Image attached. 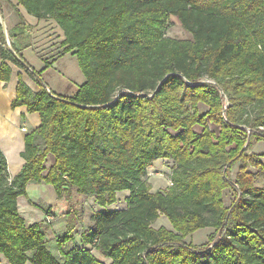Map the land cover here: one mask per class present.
I'll return each instance as SVG.
<instances>
[{
  "label": "trees",
  "instance_id": "obj_1",
  "mask_svg": "<svg viewBox=\"0 0 264 264\" xmlns=\"http://www.w3.org/2000/svg\"><path fill=\"white\" fill-rule=\"evenodd\" d=\"M8 2L18 17L16 55L0 25V81L17 66L11 107L40 118L13 177L0 150V254L8 264H264V185H255L264 165L251 146L264 140V0ZM19 6L63 31L62 54L75 55L84 76L73 95L50 91L44 68L23 58L31 39ZM170 15L191 38L165 35ZM158 159L173 163L170 186L151 191ZM30 182L51 184L67 201L72 189L93 198L99 208L79 234L82 246L57 255L45 245L46 223H25L17 199ZM229 187L236 192L226 206ZM121 191L129 192L125 208L109 209ZM71 212L59 246L77 232L81 219ZM160 214L172 229L152 226ZM205 227L214 229L205 248L186 242Z\"/></svg>",
  "mask_w": 264,
  "mask_h": 264
},
{
  "label": "crops",
  "instance_id": "obj_2",
  "mask_svg": "<svg viewBox=\"0 0 264 264\" xmlns=\"http://www.w3.org/2000/svg\"><path fill=\"white\" fill-rule=\"evenodd\" d=\"M9 1L13 2L12 0ZM13 3H16V1ZM1 8H3L4 11L3 5L1 6ZM18 8L20 9L21 13L23 14L26 20V23L28 25L26 33L30 35L31 39V44L25 48H22L21 54L23 58L34 69L39 70L44 68L42 74L44 72L48 74V69L45 68L46 65L43 61V57L45 56L40 57V55L41 53H49L50 49L56 46L53 45L49 47L50 44H52L55 40H57L59 45H61V42L64 39L63 31L54 20L49 18L38 19L35 16L28 14L23 9V7L19 6ZM4 15H7V20L5 18V24L7 25L8 23L13 29V26L18 22V17L14 9L12 7H10L9 9H5ZM55 31L56 33L53 34V32ZM54 35H57L56 39H53ZM41 37H44V39H41V41H39ZM11 40L17 45L15 36H12ZM38 43H44L41 48L48 47V49L40 51ZM62 47L63 46H61V48ZM68 53H61L59 59L52 62V66L55 67V64H57L56 62H63L61 64L66 65L69 61L67 60V58H69L70 56L68 55ZM19 71L21 70L17 66L12 65V74L9 81L6 84L0 81V150L3 152L6 158L7 171L10 177H13L15 174H17L25 162L24 159L21 157V152L24 149L25 134L37 128L40 123L39 114L37 112L27 111L25 105H19L14 108L11 107V101L15 97L17 73ZM23 78L32 89H37L36 83L31 78H29L24 72ZM45 85L50 91H53L49 84L46 83ZM172 165V161L168 159H158L154 161L153 165L149 168V171H156L158 174L160 173L159 171H161L163 174L166 175V177L157 178L154 181L155 183H152L153 187L151 186V191L163 190L170 186L169 175L171 172ZM162 173L159 175L162 176ZM72 191L73 193L75 192V195H83L78 193L75 189H72ZM73 193L71 194L69 200H72ZM128 194V191H121L117 193L116 201L108 205V208H125V199ZM83 196L84 202L86 203L85 205H89L88 211L85 214V216H87L88 223L84 222L82 225L77 224L75 228L77 232L74 233V238L65 241L60 246L57 243V237L63 235L67 230L66 220L69 213L66 210L67 206H69L68 201H59L60 199L57 198V193L51 184L30 182L26 185L24 194H21L18 197L17 203L19 212L21 216L25 219L26 224H32L35 222H42L44 224L46 223L48 228L46 231L45 245L53 253L60 255L62 251H66L74 245L82 246L79 234L82 229L87 228L93 223L91 220V215L99 208L98 205L94 202L93 198L86 197L85 195ZM80 211H83V213L81 214L84 215L85 210L81 208ZM76 212L79 213V211ZM73 214H75V212H73ZM156 221L162 222V225H164L167 229H172V225L165 215L160 214L159 217L155 219L152 223V226L154 228H159L160 225L154 226V223ZM201 229L207 230V234L209 235L214 232V229L212 227H205ZM0 264H8V260L2 254H0ZM25 264L30 263L26 262Z\"/></svg>",
  "mask_w": 264,
  "mask_h": 264
},
{
  "label": "rangeland",
  "instance_id": "obj_3",
  "mask_svg": "<svg viewBox=\"0 0 264 264\" xmlns=\"http://www.w3.org/2000/svg\"><path fill=\"white\" fill-rule=\"evenodd\" d=\"M8 1L9 0H0L1 17H2V20L4 21V23H5V18L7 20V15L6 16L4 15V11H5V9H9L11 7L9 5ZM12 1L15 2L16 0H12ZM1 4L4 6V11H3V8H1V6H2ZM5 27H6L7 38L9 39V42H10V41H12L11 37L13 36V30H12L11 25H9L8 23H7V25L5 24ZM55 33H56V31L53 32V34H55ZM165 35L169 36V37H173V38H183V39L191 38V34L188 31H186L185 29H183L178 18L175 15H170L169 25L166 28ZM56 38H57V35H54L53 39H56ZM4 39H5V37H4ZM41 39H44V37H41L39 39V41H41ZM55 41L52 44H50V46H49V47H51L53 45H56L55 47L50 49V52H49L50 54L49 53H41V55H40V57L45 56V57H43V61H44L45 65L47 64L45 66V68L48 69L47 72L50 75L49 76L48 74H46V72H44L42 74V79H43L45 84L46 83L49 84V86L53 89V91H55V93H58V94H61L64 96H71L74 94V91L78 88V86L84 81V76H83V74H82V72L78 66L75 55H73L71 52L68 53V55H70V56H69V58H67V60H69V61L66 65H62L61 63H63V62H56L57 64H55V67L52 66V62L59 59V57L61 56L62 50H63V47L61 48L62 45H59L57 40H55ZM38 44L40 47V51L48 49V47L41 48L44 45V43H41V44L38 43ZM62 67H63V69H62ZM50 77H51V79H50ZM200 108H201V111L206 110L205 106H200ZM251 146H253V151L261 154V161L264 165V140L253 142ZM248 153H250V152L248 151ZM52 162H53L52 156L48 155L45 159V162H44L45 167L48 168ZM238 166H239V162H236L232 166V168L228 171L230 178L235 179L236 173L238 170ZM247 169H248V171H252V172L258 171L257 168L251 167V166H249ZM159 172H160L159 174L162 173L161 171H159ZM159 174L156 171H150L149 172L148 181L152 187H153L152 183L154 184L155 183L154 181L157 178L166 177V175L163 173H162V176ZM262 178H263V173L261 171V172H259V174L255 180V185L263 186L264 185V179H262ZM161 186H163V185H161ZM235 192H236L235 189L230 188V187L223 190V200H224V203L226 206H228L231 203L233 197L235 196ZM72 193H73V191H71V194ZM71 194H70V197H71ZM59 199H60L59 201H67L64 198H59ZM68 203H69V206H67L66 211H72L70 216L73 217V216L77 215V217H80L81 220H80L79 224H81V225L84 222L88 223V219H87V216H85V214L88 211L89 205H85L86 203L84 202V196L79 195V194L75 195V192H74L72 195V200H69ZM80 206L82 209L85 210L84 215L81 214V213H83V211L82 212L80 211L81 210ZM76 211H79V213ZM73 212H75V214H73ZM159 225L164 226V225H162V222H160V221H158V222L156 221L154 223V226H159ZM217 238H218V235H216L214 240L212 242H210V244L208 246L212 245V243L215 240H217ZM185 240L188 243L192 242L194 245L201 246V247L205 248L204 246H205V244H207V242L209 240V234H207V230H205V229H198V230L194 231L192 234L188 235L185 238ZM208 246H206V247H208ZM92 252H93V254L98 256L99 258H102V257H100V255L95 250H92Z\"/></svg>",
  "mask_w": 264,
  "mask_h": 264
},
{
  "label": "water",
  "instance_id": "obj_4",
  "mask_svg": "<svg viewBox=\"0 0 264 264\" xmlns=\"http://www.w3.org/2000/svg\"><path fill=\"white\" fill-rule=\"evenodd\" d=\"M0 25H1V28H2V33L5 37V42H6V45H7V48L13 53L16 55L14 49L12 48L10 42H9V39L7 38V34H6V27H5V24H4V21L2 20V17H1V11H0ZM210 81V80H209ZM213 82V81H211ZM215 83V82H213Z\"/></svg>",
  "mask_w": 264,
  "mask_h": 264
},
{
  "label": "bare ground",
  "instance_id": "obj_5",
  "mask_svg": "<svg viewBox=\"0 0 264 264\" xmlns=\"http://www.w3.org/2000/svg\"><path fill=\"white\" fill-rule=\"evenodd\" d=\"M5 24V23H4ZM6 43V42H5Z\"/></svg>",
  "mask_w": 264,
  "mask_h": 264
}]
</instances>
